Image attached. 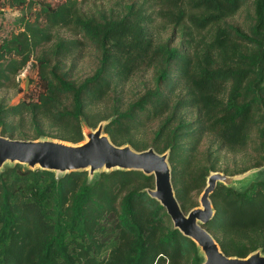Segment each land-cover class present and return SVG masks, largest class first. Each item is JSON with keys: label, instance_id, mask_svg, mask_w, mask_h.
Instances as JSON below:
<instances>
[{"label": "trees", "instance_id": "1", "mask_svg": "<svg viewBox=\"0 0 264 264\" xmlns=\"http://www.w3.org/2000/svg\"><path fill=\"white\" fill-rule=\"evenodd\" d=\"M85 1L65 0L55 7L38 0H30L28 6L26 0L8 2L34 17L23 15L20 29L0 43V90L17 88L16 75L36 48L52 41V29L68 28L81 40L57 38L48 51L54 64L44 53L37 58L41 91L36 101L7 105L0 96L1 134L29 139L14 120L42 117L60 128L49 135L52 138L81 142V118L95 125L86 110L90 100L104 95L113 62L149 55L157 85L129 109L100 118L96 126L111 119L104 129L111 140L142 150L148 146L132 139V131L141 124L137 111L150 108L165 115L152 144L160 153L170 149L175 194L181 207L190 210L195 207L188 205L191 194L202 191L209 172L218 170L216 160L208 164L196 160L203 136L213 133L220 148L232 152L242 149L252 132L264 140V0H151L152 9L181 37L175 47L153 43L147 26L150 15L143 5L135 8L132 3L117 14L93 15L81 7ZM248 2L258 22L245 35L227 19ZM239 40L252 43L250 53L228 50ZM86 43L101 50L100 66L91 77L77 81L69 77L70 69H63L62 61ZM43 135L47 134L38 128L32 139ZM87 174L71 172L56 178L52 171L20 164L4 167L0 264H201L195 244L173 228L165 209L145 192L154 185L152 176L114 170L89 182ZM211 199L215 214L207 228L220 234L214 237L222 251L244 257L259 249L237 243L249 234H264V179L241 191L219 184ZM108 214L117 218V242L104 254L103 220ZM261 245L264 252V242Z\"/></svg>", "mask_w": 264, "mask_h": 264}, {"label": "rangeland", "instance_id": "2", "mask_svg": "<svg viewBox=\"0 0 264 264\" xmlns=\"http://www.w3.org/2000/svg\"><path fill=\"white\" fill-rule=\"evenodd\" d=\"M10 0H0V43L8 38L11 33L20 29L23 15L34 17V13L28 9L22 10L17 6H9ZM40 2L49 3L55 7L65 0H38ZM30 0H26V5ZM143 4V0H87L81 2V7L84 11L93 15L117 14L123 6L135 4L141 7L142 5L150 15L148 31L152 35L153 43L158 44L169 43L171 47L178 46L181 37L175 30L173 24L168 22L167 18L156 13L152 9V1ZM28 6V5H27ZM38 10V5L33 11ZM111 10L113 12H111ZM227 22L236 27L240 33L245 35L250 34L251 28L258 22L257 15L254 12V7L251 2L243 6L234 16L227 19ZM53 39L50 43L41 45L36 48L25 67L16 75L15 82L18 83L17 88H7L0 90V96L5 97L7 105H17L22 100L36 101L41 91L40 79L38 75L37 58L43 53L51 59V64H54L55 57L48 52L56 39L63 37L64 39H79L81 37L75 36L68 28L58 27L52 29ZM195 33H197L195 31ZM199 35L197 34L196 37ZM236 47L228 48V50L239 49L244 53H250L252 43L248 41L239 40ZM227 48V47H226ZM227 50V49H226ZM134 57V56H133ZM101 50L97 49L90 43H86L82 48H79L78 53L63 59V69H70L69 77L77 81L87 79L97 72L100 66ZM155 62L149 60V55L138 59L136 56L130 61L121 58L114 61L109 68V75L112 77L109 86L105 87L104 95L100 100H90L92 104L87 107V114L96 123L103 116L108 117L113 115L116 110L123 111L129 109L130 104L133 103L139 96L144 94L147 90L152 89L157 85L158 74L154 66ZM26 79L28 84L26 88ZM28 104V103H25ZM141 124L135 127L132 131V139L135 143L148 147H153V141L156 137L159 126L164 121L165 115H156L155 111L150 108L137 111ZM114 118V116L112 117ZM91 120V121H92ZM92 121V122H93ZM82 124H88L87 119L81 118ZM14 124L18 129H21L27 134L29 139H32L35 131L40 128L47 135H55L59 131V126L49 119L38 117L33 118L27 116L20 122L18 119L14 120ZM42 137V136H41ZM57 139V138H56ZM196 160L199 163H210L215 161L218 163V170L226 174H239L242 169L256 170L255 173L260 174L258 179H264V140L260 138L255 132H252L247 140L246 145L239 151H230L222 149L215 139L213 133H207L201 139L196 151ZM217 158V159H215ZM225 170V171H224ZM239 172V173H238ZM202 191L192 193L188 205H199L198 199ZM184 211H188V206L183 207ZM117 218L113 214H108L103 220V225L106 228L105 234L102 236V241L105 244L104 254H107L117 242V230L115 228ZM214 236L219 237L220 234L211 232ZM264 242V234L252 233L247 237H242L237 244H244L247 248L256 245L261 249Z\"/></svg>", "mask_w": 264, "mask_h": 264}, {"label": "water", "instance_id": "3", "mask_svg": "<svg viewBox=\"0 0 264 264\" xmlns=\"http://www.w3.org/2000/svg\"><path fill=\"white\" fill-rule=\"evenodd\" d=\"M27 84L28 79L26 88ZM110 120H102L96 127L81 123L83 140L77 143L46 136L10 138L0 132V172L5 166L15 164L30 170L52 171L56 178L87 171V179L91 182L102 172L141 171L154 179L153 187L146 188L145 192L165 209L173 228L195 244L201 264H264V252L260 248L244 257L227 256L207 228V222L215 214L211 195L217 186L221 184L241 191L260 180L255 169L234 175L210 171L199 195V205L185 212L172 183L170 149L160 153L154 147L137 150L129 143L117 145L104 132Z\"/></svg>", "mask_w": 264, "mask_h": 264}]
</instances>
